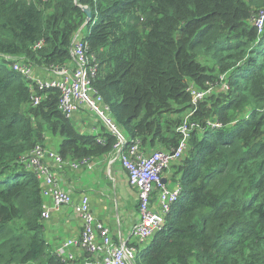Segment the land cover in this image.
I'll list each match as a JSON object with an SVG mask.
<instances>
[{
  "label": "trees",
  "instance_id": "trees-1",
  "mask_svg": "<svg viewBox=\"0 0 264 264\" xmlns=\"http://www.w3.org/2000/svg\"><path fill=\"white\" fill-rule=\"evenodd\" d=\"M261 10L264 0H0V264H68L45 237L43 189L21 158L57 146L65 160L92 159L116 143L110 132L104 144L79 132L58 90L33 107L29 79L12 68L15 59L34 73L66 65L81 29L99 65L93 89L143 151L178 146L189 87L206 91L224 77L229 88L187 119L188 148L172 166L182 195L135 264H264Z\"/></svg>",
  "mask_w": 264,
  "mask_h": 264
},
{
  "label": "built area",
  "instance_id": "built-area-1",
  "mask_svg": "<svg viewBox=\"0 0 264 264\" xmlns=\"http://www.w3.org/2000/svg\"><path fill=\"white\" fill-rule=\"evenodd\" d=\"M258 33H263L264 10L259 11L253 20ZM82 30V29H81ZM81 30L76 34L71 51V61L64 66H50L48 78L39 77L34 73L31 65L15 59L12 63L13 70L19 72L30 81L31 105H41L52 90L60 93L58 107L63 115L72 119L75 115L90 111L98 117L103 125L115 138L116 143L112 151L116 152L123 170L127 173L131 187L137 190L138 214L140 221L134 225L129 235L121 242L116 243L111 235V229L99 221L90 207V199L85 196L79 203H74L69 192L62 188L61 179L50 166V161L56 168L72 166L78 169L90 163V158L82 160H65L55 150L37 146L31 154L21 158L25 169L31 171L40 181L44 201H52V207L43 205L42 221L49 220L51 210L60 211L65 207H72L74 212L83 222V230L79 237L70 239L56 252L68 264H76L77 257L70 249L77 248L84 257L81 264H135L139 249L149 244L157 233L163 231L167 224V217L175 203L180 199L183 187L176 183L170 189L162 182V175L171 164L181 160L188 148V140L194 127L188 123L197 112V104L212 92V86L206 91H199L193 86L189 87L193 99L191 110L188 112L184 123L177 129L181 134L178 146L170 152L161 150L146 154L139 147L138 141H132L120 130L110 116V108L104 103L103 97L93 89V81L98 74V62L90 53L87 41L80 37ZM44 42H38L34 51L41 50ZM222 81L224 77L221 78ZM223 89H229L224 83ZM212 129H221L219 122L208 123ZM97 129L93 128V136ZM98 142L104 144L105 140L99 134ZM156 201L154 202V196Z\"/></svg>",
  "mask_w": 264,
  "mask_h": 264
},
{
  "label": "crops",
  "instance_id": "crops-1",
  "mask_svg": "<svg viewBox=\"0 0 264 264\" xmlns=\"http://www.w3.org/2000/svg\"><path fill=\"white\" fill-rule=\"evenodd\" d=\"M35 71L39 77L45 79L49 77L45 68ZM72 120L82 134L93 135V128L105 131L103 134L108 132L101 120L90 111L81 112ZM50 149L58 152L57 146H51ZM152 150L149 148L144 151L148 154L153 152ZM49 163L60 177L62 188L70 193L75 204L79 203L83 197H89L93 214L99 221L110 227L111 235L116 243L129 235L138 221V196L137 190L130 186L127 173L123 170L116 152L111 151L101 157L92 158L88 165L78 169L64 166L58 170L52 161ZM173 165L171 164L162 175L170 189L176 185L174 182L176 169L172 167ZM155 201L156 196H154ZM44 202L48 207H52L51 200L46 199ZM42 222L45 237L56 251L70 239L79 237L83 230V222L72 207H65L58 212L51 210L50 219ZM70 251L77 257L76 264H81L79 261L84 254L77 248H72Z\"/></svg>",
  "mask_w": 264,
  "mask_h": 264
},
{
  "label": "rangeland",
  "instance_id": "rangeland-1",
  "mask_svg": "<svg viewBox=\"0 0 264 264\" xmlns=\"http://www.w3.org/2000/svg\"><path fill=\"white\" fill-rule=\"evenodd\" d=\"M27 1H29V0H27ZM253 24H254V21H253ZM84 35H86V32H81L80 33V37H83ZM218 78H219V76H217ZM222 78V77H221ZM220 78V80H219V82H217L216 83V85H213V93L215 94V95H221V93H223V92H226V90L225 89H223V85H224V80L222 81V79ZM183 115H187V112H185ZM96 136L98 135V134H103V132H105V131H100V130H96ZM137 222H136V224L140 221V215L138 214V216H137Z\"/></svg>",
  "mask_w": 264,
  "mask_h": 264
},
{
  "label": "water",
  "instance_id": "water-1",
  "mask_svg": "<svg viewBox=\"0 0 264 264\" xmlns=\"http://www.w3.org/2000/svg\"><path fill=\"white\" fill-rule=\"evenodd\" d=\"M83 11L87 15V22L91 18V8L90 7H83ZM162 182L165 183V181L162 179Z\"/></svg>",
  "mask_w": 264,
  "mask_h": 264
}]
</instances>
